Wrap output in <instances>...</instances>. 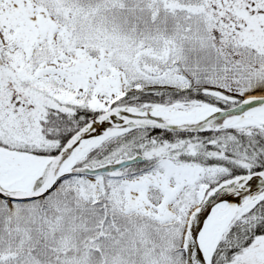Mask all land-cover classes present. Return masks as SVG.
<instances>
[{"label":"snow or ice","instance_id":"6c2138e0","mask_svg":"<svg viewBox=\"0 0 264 264\" xmlns=\"http://www.w3.org/2000/svg\"><path fill=\"white\" fill-rule=\"evenodd\" d=\"M0 264H264V0H0Z\"/></svg>","mask_w":264,"mask_h":264}]
</instances>
